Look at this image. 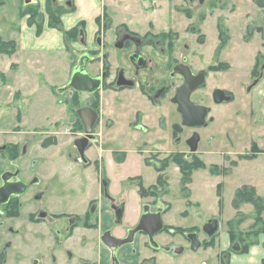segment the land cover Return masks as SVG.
Listing matches in <instances>:
<instances>
[{
	"label": "rangeland",
	"instance_id": "rangeland-1",
	"mask_svg": "<svg viewBox=\"0 0 264 264\" xmlns=\"http://www.w3.org/2000/svg\"><path fill=\"white\" fill-rule=\"evenodd\" d=\"M12 1L11 6L3 4L0 8V15L4 17L5 22L0 24V34L2 31L4 33L0 36V144L17 143L20 146L27 142V146L32 147L39 146L42 142L57 141L58 145L53 147L54 152H59V156L63 154L66 157L69 154L74 156L76 153L72 150L71 141L75 136L71 131L78 125L72 110L76 105L66 102L67 95L58 92V89L67 82L71 67L76 64L71 42L68 43L65 40V29L62 24L51 25L48 20L31 22L26 17L22 19L24 15H20L21 7L17 8L16 0ZM152 1L155 3L151 4ZM140 2L142 4V0ZM175 3L184 10L174 9ZM194 3L195 0L190 4L187 0H147L144 3L146 13L151 14L153 10H157V16L159 15L158 18L162 21L161 26L160 22H157V26L150 25L149 29L152 33H157L164 26L165 21L170 20L171 10L174 13L173 25L177 30L171 31L175 33L172 35L174 39L168 36L162 38V43L154 42L156 50L161 54V60L155 59L156 52L153 48L145 47L144 51L151 57V63L147 65L146 73H144L146 82H154L153 88H155L165 81L170 69L168 51L171 50L172 43L174 47L172 52L177 50L180 52L179 57H187L195 70L200 67L207 70L208 64H213L216 66L215 69H220L207 71L205 83L191 94L192 100L196 99L211 105V92L214 88L229 90L233 99L231 97V100L226 103H219L216 106L212 103L210 106L212 116H216L217 120L222 117V123H211L208 127L209 133L204 129L196 130L201 140L200 146L195 151L196 157L193 162L188 159L193 165L187 167L191 170L189 175L183 177L181 165L169 160L170 155L175 152L183 154L184 158L188 156L189 149L183 143V139L190 136L184 132L185 135L179 133L178 137V133H174L171 128L173 123H179L177 111L174 105L170 104L173 88H170L162 99L156 100L159 106L163 105L158 107L160 111L155 108L152 112L154 115L158 113V116L163 114L162 118L160 117L161 139L156 142V145L146 144L138 151V156H134L136 161L146 158L147 161L144 163L153 169L155 166L158 167L155 171L159 175L158 181L155 180L156 184H153L154 180H151L150 187L145 184V187H140L139 190L143 188L146 194L150 191L155 192L156 199L152 198L150 202L154 204L155 200V203L160 201L164 203L163 205L167 207L164 219L185 227L210 217L219 219L216 215L217 211L222 205L227 207L231 204L229 199L239 183L254 178L259 181L260 189L264 191V10L256 4L255 0H205L204 11L197 9V2ZM159 9L164 10L161 16ZM184 11H189L192 22L184 17ZM198 13L205 16V18L202 17L204 21L199 22V17H196ZM146 23L142 21L137 25L142 29L147 26ZM187 23L190 24L189 28L185 27ZM217 25H221L222 28L219 29ZM219 30L224 31L223 33L227 36L220 51L216 48L221 44ZM48 35L51 39L55 36L50 43ZM57 36L59 38L56 39ZM104 40L108 43L105 51L108 60L112 62V68H115L118 62H125L124 55L127 51L125 48L117 50L113 47V35ZM183 45L188 47L184 48ZM215 51L216 54H214ZM98 63L90 65V68L99 65ZM160 63L162 68L158 70ZM172 81L179 84L180 78L176 76ZM78 96V102L85 98L82 93H78ZM107 97L113 99L116 105L125 100V97L109 92L105 93L104 99ZM164 99L166 100L163 101ZM128 122H131L130 115L123 117L116 114V118L106 117V119L103 117L99 126L103 125L105 130L111 128L109 132L111 141L105 144L106 148L118 150L121 147L119 144L123 147L132 144L134 140L132 128L139 121L130 125L132 128ZM143 126L146 127L145 130H151L148 126ZM209 138L213 141L211 145V142L209 145L207 142ZM140 139L141 136H139ZM178 139H180L179 143L181 142L179 145L176 144ZM128 156L122 151H113V156L111 153V158H114L116 164L126 162ZM54 159L59 160L56 155ZM139 166L142 169L146 167L144 164ZM234 167L238 168L235 173L231 172ZM195 173L197 177L194 176ZM227 174L230 179L225 180L224 186L222 176L226 177ZM195 178L197 185L194 187L195 193L191 198L190 185ZM202 180H208V183L198 188ZM137 181L142 184L141 180H135L133 183ZM237 188L236 192L246 190L251 192L248 193L252 197L261 199L260 206L264 207V198L257 195L253 186L242 184ZM198 190L201 195H197ZM235 195L236 193L233 201L236 199ZM142 198L146 197L142 196ZM196 198H201L202 203H197ZM242 204H249L252 209V211L250 208L246 210L248 213L243 212L245 217L241 219L246 220L244 223L247 224L244 227H247L253 223L252 216L256 215L257 210L250 202L242 200L238 206ZM260 214L264 217V208ZM1 230H4L1 231L3 238L6 231L5 224L2 225ZM221 237L222 235L218 233L212 238L214 247L211 250V258L208 259L210 264L215 263L213 257L218 255L222 247L220 246ZM35 244L32 242L29 245L20 243L13 245L8 251L5 264H51L53 257L50 256L47 248ZM39 256L43 259L41 260ZM169 257L170 261H162V263L157 261L154 264H191L183 257L178 260L175 257ZM189 258L198 261L203 259L199 253Z\"/></svg>",
	"mask_w": 264,
	"mask_h": 264
},
{
	"label": "flooded vegetation",
	"instance_id": "flooded-vegetation-1",
	"mask_svg": "<svg viewBox=\"0 0 264 264\" xmlns=\"http://www.w3.org/2000/svg\"><path fill=\"white\" fill-rule=\"evenodd\" d=\"M1 1L2 0H0V2ZM191 1L194 0H187V3L190 4ZM204 1L205 0H195L194 4L197 2L196 6L200 11H204ZM19 6L21 8H28V12L31 14L33 11L30 6H37L38 10L42 14L43 21L45 16L48 20V11L52 12L51 10H53L55 15H58L61 19L63 14L67 13L68 11H72L73 9L72 0H44L42 6L38 0H20ZM182 8L183 7L181 6L179 8L178 3L174 4V9L181 10ZM183 10L184 9H182V11ZM31 14H25L23 17L31 18ZM183 14L187 20H190L192 17L189 14V11ZM106 15L107 14L105 11L102 10L101 15L98 16L96 20H99L101 17V20L104 19L103 21L105 22ZM196 17H199V22L205 20L202 19V17L205 18L203 14L198 13ZM192 21L190 20V22ZM185 27L189 28L190 24L187 23ZM216 27L222 28L221 25H217ZM171 31L172 30L169 29L167 31H158L157 33H152L150 30L146 36L139 34L136 35L129 30H125L123 33L118 32L113 34V47L117 50L125 48L127 52L124 55L126 56L124 58L125 62H118V64L115 65L114 70L111 71L112 62L108 60V55L105 51L108 43L104 40V37L97 35L93 41L94 46H87V43L84 39L85 37L79 36V32L77 30L78 37L76 38L83 46V50L81 53L75 52L73 50L74 55H76V64L74 67H76L81 55H89L90 61L87 64L88 72L92 76L101 77L102 87L94 93H82L75 91L72 88H65V85L69 81L68 79V81L61 86V88H65L61 89V92L67 95L66 102L71 103L74 106L76 105V107L72 110L77 119L76 125H78L72 128L71 133L79 135L80 137L77 139H82L86 135L84 122L82 121L81 117H79L77 110L82 107H87L97 113V117L92 126V138H88L85 148L83 146L81 149V153L78 150V146H82L83 144L78 143L76 148L75 141L71 143L73 148L72 150L76 154H74V156L69 154L68 157H66L65 154L59 156V152H54L55 150L53 147L58 145L57 141L42 142L39 146L32 147H28L27 142L22 143L20 146L17 143H9V145H4V143L0 144V186L4 184V175L7 176V182L19 183L26 186L22 192L14 194L12 193L5 203L0 204V257L2 256L0 264L6 263L8 251L13 247V245H18L19 243L23 245H29L32 242L36 243L35 245L37 246L41 245L44 248H47L50 256L53 257L51 264H81L79 248L77 249L74 246H68V241L71 239L75 240L77 235L76 233L78 232L77 228L82 225L88 230L96 229V219L94 222H90L91 216L95 212L96 203L90 201L88 209L83 215V222L82 215H80V213L67 212L70 209H73L68 207L69 205L74 206L73 203H75V197L79 191L72 186L74 185V181H72L73 177L69 175L71 171L68 172L67 165L68 161H73L79 164L81 167H87L91 164L97 168V163L95 164L94 162L88 160L84 154V150H86L87 147L89 148L93 145L97 146L99 142V135L98 132H96V129L99 127L101 114L98 109V98L96 94L106 87H109L113 90L138 89V91L145 95L152 104L156 105V100L162 99L170 88L174 89V96L176 88L182 84L183 78L174 71L177 66L184 65L188 67L193 75L203 72L205 74V81L207 77V71L216 68L215 65L208 64L207 70L201 67L195 70L190 61H188L187 57H179L180 52L177 50L172 52L174 47L171 43V50L168 51V64H170V69L167 73V77L164 82L153 88L154 82H146V76L144 75L147 70V65H150L151 63V57L148 56L144 49L145 47L153 48L156 52L155 59L159 58L161 60V54L156 50L157 47L155 46L154 42L157 43L161 41L162 43V38L168 36L174 39L175 37L172 35L175 33ZM195 43L197 42L195 41ZM199 45L203 44L199 43ZM187 47V45L184 46V48ZM216 48L218 51H220V49H222V44ZM216 51L214 54H216ZM121 61H123V59ZM96 62H99V65L101 64V69L98 71V73L93 74L90 71V65ZM158 66V70H160L162 68L161 63ZM213 66L215 67L213 68ZM110 72L113 73L111 74ZM176 76L180 78L179 84H175L172 81ZM223 90L227 95L232 97V94L229 90ZM158 91H161V93L159 94V97L155 99L154 95ZM194 92L195 90L192 93ZM78 93L85 95V98L82 99L81 102H78ZM92 96H94V99ZM191 101L195 104L209 107L210 111L206 117L208 124L205 126H183L179 132L173 131L176 134L178 133V137L179 133L182 135H185L184 132L190 134V136H187L188 138L183 139V143L186 145L187 139H189L195 132L198 133L196 130L205 129L214 121V118L212 121H209V118L212 117V108H210V104H204L196 99H191ZM212 103L215 104L213 100ZM172 105H174L175 111H177L176 104L172 103ZM177 114L180 123L181 117L178 112ZM135 127L140 128L138 124L134 125V128ZM171 128L173 127L171 126ZM179 140L180 139H178L176 143L177 145L181 144V142L179 143ZM200 140L201 138L199 135L197 149L200 144ZM210 141L211 138L207 139V142ZM54 155H56L59 160H55ZM195 157V152L190 153L189 151L188 156L185 157V159L193 160ZM76 173L81 176L80 171H77ZM99 183L101 195L103 196L105 202L108 203V205L112 207L115 212V220L114 224H112L114 226L106 228L99 236V243L111 248V264H120V260L118 258V249L124 245L133 246L137 241V238L140 239L141 243L140 248H134V253H136V255L140 258V264H154L157 263V261L162 263L161 255L175 257L176 260L183 257L186 258L187 262H190L191 264H210L208 263V259L210 258L209 251L212 249V247H214L212 238L217 234L216 233L210 236L204 231V226L210 219L202 224H199L198 226L194 224L188 227L182 225L170 226L166 225L162 219L165 208L163 209L157 205L145 204L140 210L136 222L131 226H127L125 223H123L125 215L124 203L119 202L118 204L114 205V197H112L108 192L110 184L109 180L100 176ZM85 184L86 183H82V185L79 186V189H83L85 191ZM154 194L155 192L150 191V193H147L143 196L155 197ZM232 207L237 211L233 219L227 222L222 221V250L218 251V254L220 255L219 264H255L253 260H249L251 255L250 252L251 248L257 245H260V248L264 251V219L260 213L256 212V215L252 216L253 223H250L247 227L241 228V224L245 221V219H241H243L245 215H243V213L240 211V206ZM254 209H256V207ZM144 212L150 214L158 212L160 214L162 228L153 235L156 246L150 245L148 236L144 232L134 233L131 241L126 243L119 244L117 242L110 241L111 237L114 239L127 238L128 232L138 225L140 217ZM4 224L6 225V231L4 234L5 236L2 238L1 231L4 230H1V227ZM28 226L30 228H28ZM115 227L122 229L121 235L118 236L117 233H115ZM244 228L246 230H243ZM105 233H108L110 238L106 237V240H104L103 236ZM160 236H163L164 240L161 239ZM193 243L197 244L196 249L192 248ZM198 253L203 259L197 261V263H194V260L192 261L190 258L188 259V257H193V255H197ZM39 257L41 260L43 259L42 256ZM258 264H264V258H260Z\"/></svg>",
	"mask_w": 264,
	"mask_h": 264
},
{
	"label": "crops",
	"instance_id": "crops-1",
	"mask_svg": "<svg viewBox=\"0 0 264 264\" xmlns=\"http://www.w3.org/2000/svg\"><path fill=\"white\" fill-rule=\"evenodd\" d=\"M43 5L44 0H38ZM63 1V0H61ZM12 0H2L0 2V8L3 6V4H8L11 6ZM147 0H142V4L140 0H72L73 9L72 11H68L67 13L63 14L61 16V22L62 26L65 30H70L77 25V30L79 36L85 37V41L87 43V46H94L93 41L97 35H101L102 37L106 38L108 36H112L115 33H123L125 30H129L132 33H135L136 35H145L147 32L150 31V25L157 26V22H160L159 25H162V21L159 20L157 16V10H153L151 14L146 13L144 10L145 4ZM155 1H152L151 4H154ZM13 4V3H12ZM20 5V0H16V6ZM143 5V6H142ZM102 10L105 11L107 14L105 16L106 21L104 22L101 20V17L99 20L96 18L101 15ZM160 16L164 13V10L159 9ZM162 12V13H161ZM176 12V11H174ZM171 17L170 20H166L163 24L164 26L161 27L158 31H167V30H174L177 31L174 28L173 21L174 13L171 10ZM4 18V17H3ZM0 15V24L5 23L4 19ZM25 17H22L24 19ZM44 21H47V17L45 16ZM146 21V25L144 28L140 29L137 25V23ZM79 24V25H78ZM2 28V27H1ZM32 28V27H31ZM82 28V29H80ZM139 28V29H138ZM80 29V31H79ZM82 30V31H81ZM81 33V34H80ZM3 31L1 32L0 36L3 35ZM49 39V43L53 41V37L51 39V36H47ZM76 37L77 34H76ZM59 38L58 36L56 39ZM71 49L75 52L81 53L83 50V46L78 42V39L74 42H71ZM211 53V51H210ZM76 58V55H74ZM75 64L71 67L70 73L67 79L70 78L71 72L74 69ZM101 69L100 65H95L92 68H90L91 73L96 74ZM113 70L114 68L111 67ZM217 71V70H213ZM68 81V80H66ZM64 85V84H63ZM222 89V88H219ZM112 93L114 95L119 94L122 97H125L124 102H120L118 105H116L115 101L109 97L107 99H104L105 93ZM98 98V109L101 114L100 122L102 123L103 117H113L116 118V114L126 117L127 115H130L131 122H128V125H132L135 121H139L138 126L140 128L135 127L133 125V135L134 140L131 145L128 147H123L121 144H119L121 147L120 149L113 150L106 148L105 144L109 143L111 141V134L109 132L111 131V128L109 127L107 130L102 126H99L96 129V132H98L99 142L98 145H93L92 147H87L86 150H84L85 157L90 160L91 162H94L97 165V168H95L94 165H89L87 167H81L79 164L68 161V172H70V176L73 177L72 181H74L73 187H75L78 191L76 195V201L73 203L74 206H70L68 208L70 209L67 212L73 213L78 212L80 215H82V222H83V215L88 209V205L90 201H93L96 203V208L94 214L91 216L90 222H94L96 219L97 221V227L94 230H88L84 228V226H80L77 228V235L75 240L71 239L68 241V246H74L75 248H79V256L81 260V264H111V251L108 246L101 245L99 243V236L102 233L103 230L109 227H113L114 225V209L108 205V203L105 202L103 196L100 192V176L106 178L109 180V188L108 192L109 194L114 197V205L118 204L119 202L124 203V220L123 223H125L127 226L133 225L140 213V210L145 204H151V205H157L158 207L165 208L162 219L163 222L166 225L170 226H177L175 223H171L169 221H166L164 218L166 217V211L167 207L164 206L163 202H157L154 200V204H152L150 201L153 199H156L155 197L148 196V198H142L140 195V187L146 186L150 187L151 184L149 182L151 180H154L153 184H156L159 175L155 172L157 171V167L155 166L154 169L150 165H146L144 161L146 158H143L141 161H136L134 159V156H138V151L146 144H153L156 145V142L161 139L162 136V125L160 124V117L162 118L163 114L155 113V115L152 113L154 112L155 108L162 107L163 105L158 104L154 105L152 104L145 95L140 93L138 89H123V90H113L109 87H106L102 90H100L96 94ZM94 99V96H92ZM164 99L163 101H165ZM127 102V104H125ZM172 106V103H170ZM212 105V103H211ZM216 106V105H215ZM116 108H119L118 110H115ZM217 109V107H216ZM222 109V108H221ZM221 109H219L221 111ZM160 111V109H157ZM214 112V110H213ZM213 115V114H211ZM222 116V115H221ZM138 117V118H137ZM213 117V116H212ZM214 121L212 123L218 124V122L222 123V117L217 120L216 116L213 117ZM215 119L217 121H215ZM114 121V119H113ZM115 124V121H114ZM148 126L151 128V130L147 131L144 128L145 126ZM173 126V124L171 125ZM209 127V126H208ZM208 127L205 128L206 132H208ZM211 132V131H210ZM209 133V132H208ZM73 137L71 143L74 141L76 142V139L80 137L79 135H75ZM139 136H141V139L139 140ZM208 138V137H207ZM78 140V139H77ZM113 141V139H112ZM211 142V143H210ZM208 142V145L212 144L213 141ZM159 148H163L160 145H157ZM200 146V145H199ZM75 147L77 148V145L75 144ZM85 148V146H84ZM146 149V148H145ZM113 151H122L125 152L126 155H129L126 157V162H118L116 164L114 162V158H111V153L113 156ZM261 154V153H260ZM259 155V154H257ZM130 156H133L130 158ZM145 165L146 167L140 168L139 165ZM156 168V169H155ZM238 168L234 169L232 168L231 172H234ZM77 171L81 172V176L76 173ZM229 173V176L231 177L232 173ZM74 175V176H73ZM195 177H197V174H194ZM200 176V175H199ZM228 174L226 177L222 176V183L225 186V180L230 179ZM229 177V178H227ZM135 180H141L142 184H139L140 181H137L135 184L133 183ZM71 181V182H72ZM200 181V180H198ZM82 183H86L85 185V191L83 189H79V186L82 185ZM205 183H208V180H205L200 182L198 184V188H201ZM220 184V183H219ZM222 184V185H223ZM243 185H249L253 186L256 190L257 195L264 198V191L260 189V183L259 181L254 178L239 183L234 188L233 195L229 199V206L225 207L222 205V207L219 208L216 215L219 216V219L216 217H210L202 222H194V225L198 226L199 224H202L206 222L208 219H218L219 221V230L216 235H222V221L227 222L231 219H233L234 215L236 214V209L232 207V201L234 198V194L236 193L237 187H240ZM196 184V178L194 179V182L190 185L191 188V198H193V194L195 193V187ZM136 186V187H135ZM147 188V187H146ZM217 191V189H216ZM197 195H201L199 190L196 192ZM218 197V196H217ZM153 198V199H152ZM219 198V197H218ZM222 198V197H221ZM197 203L201 204L202 199L196 198ZM224 200V197H223ZM219 201V200H218ZM219 202H222L220 200ZM251 209V205L249 204H242L240 205V211L243 213L246 212V210ZM174 212V211H172ZM190 212L195 213L193 210H190ZM248 213V212H246ZM264 219V217H263ZM246 221V220H245ZM244 221V222H245ZM242 223L241 228L244 227L247 223ZM125 226V225H124ZM185 226V225H182ZM115 233L117 235H121L122 229L115 227ZM215 236V235H214ZM161 239L164 240V237L161 236ZM222 239V237H221ZM140 239L137 238V241L133 246L130 245H124L121 248L118 249V258L120 260V264H140V258L136 255L135 249L140 248ZM81 244V246H80ZM216 244V241H215ZM222 244H220L221 246ZM260 245L254 246L251 248V255L249 257L250 261H254L255 264H258L260 258H264V251L260 248ZM212 250V249H211ZM211 250L209 251L210 258H211ZM222 250V247L219 249V251ZM165 258V259H162ZM214 264H219L220 255L214 256ZM189 259V257H188ZM162 261H170L171 258L167 255H161ZM194 260V263H197L198 260L196 259H190ZM248 260V261H249ZM249 261V262H250Z\"/></svg>",
	"mask_w": 264,
	"mask_h": 264
},
{
	"label": "water",
	"instance_id": "water-1",
	"mask_svg": "<svg viewBox=\"0 0 264 264\" xmlns=\"http://www.w3.org/2000/svg\"><path fill=\"white\" fill-rule=\"evenodd\" d=\"M142 58V57H141ZM90 61V56L87 54L81 55L79 61L71 72L69 81L65 85V88H72L75 91L82 93H94L102 87V79L101 77H95L90 75L87 69V64ZM182 78V84L176 88L175 94L171 99L172 103L176 104L177 112L181 117L180 123L173 124V131L179 132L183 126L186 127H201L208 124L206 121V117L209 114V107L195 104L191 101L190 96L194 90L199 88L205 82V74L203 72H199L196 75H193L188 67L184 65H179L174 69ZM58 89V92H61V89ZM161 91H158L154 97L155 99L159 97ZM212 100L215 104H219L222 102H228L231 100V96L227 95L223 89L216 88L212 92ZM79 117H81L82 121L85 125V137L82 139L76 140L75 144L82 143V146H78V150L80 153L81 149L85 146L88 138H92V126L97 117V113L87 107H82L77 110ZM213 117L209 118V121H212ZM199 141L198 133H194L189 139H187L186 143L189 146L190 153H193L197 149V144ZM7 176H3L4 184L0 186V204L5 203L9 196L13 193L22 192L25 189V185L19 183H11L6 181ZM162 228V221L160 218V214L154 213H142L139 223L136 227L128 232V237L125 239H114L110 238L108 233H105L103 239L106 240L110 238L111 242L117 243H126L131 241L132 236L136 232H144L147 234L150 245L156 246L154 243L153 235L158 232ZM219 230V221L218 219H210L204 226V231L212 236L216 234ZM195 245V246H194ZM194 246V247H193ZM197 244L193 243L192 248L196 249ZM2 256L0 257L1 260Z\"/></svg>",
	"mask_w": 264,
	"mask_h": 264
},
{
	"label": "trees",
	"instance_id": "trees-1",
	"mask_svg": "<svg viewBox=\"0 0 264 264\" xmlns=\"http://www.w3.org/2000/svg\"><path fill=\"white\" fill-rule=\"evenodd\" d=\"M255 2L262 10H264V0H255ZM30 8H32V11H33L32 14L28 12V8L24 7V8L20 9V15L31 14V18H29V20L31 22H35V21L36 22H43L42 14L38 10V7L37 6H30ZM51 11L52 12L48 11V14H49L48 22H50L51 25H56L55 23H58L61 25L62 23H61V19L59 18V16L58 15L56 16L55 13L53 12V10H51ZM33 24H35V23H33ZM219 29H220V27H219ZM223 32L224 31L219 30V34H220V38H221V44H223L227 38V36H225V34ZM76 34H77V27H74L70 30H64V37H65V40L68 41V43H69V41L74 42L76 40ZM215 70H218V69H215ZM170 156H171V158L169 160H172V161L176 162L177 164L181 165L182 170H183V177L189 175V172L191 170L187 169V167H192L193 165H191L189 163V161L183 157V154L173 153ZM166 161H167V159L164 162L166 163ZM190 162H193V160H191ZM157 169H158V167H157ZM158 179H159V177H158ZM158 179H157V181H158ZM248 192L246 190H240L239 192L237 191L236 195H235L236 199L233 201V203H234L233 206L237 207L239 202L243 200V201L250 202V203L254 204L257 212L261 213L263 208H264V207L260 206L259 202L261 201V199L252 197L249 194L251 192H249V193ZM145 194L146 193H145L144 189L141 188L140 189V195L143 196Z\"/></svg>",
	"mask_w": 264,
	"mask_h": 264
}]
</instances>
